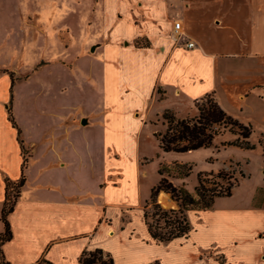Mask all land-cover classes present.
<instances>
[{
  "label": "crops",
  "instance_id": "obj_1",
  "mask_svg": "<svg viewBox=\"0 0 264 264\" xmlns=\"http://www.w3.org/2000/svg\"><path fill=\"white\" fill-rule=\"evenodd\" d=\"M94 8L104 10L103 17L107 15L112 20V31L123 27L127 35L90 41L85 38L73 57L65 61L50 57L51 63L34 77L46 92H53L56 82L50 66L57 76H73L89 65L94 80L86 92L87 104L102 111L105 120L93 123L96 136L87 152L82 126L92 119L81 116L71 120V133L64 135L62 145H52L46 152L48 178L36 182L30 195L35 197L42 190L48 206L31 202L20 219L16 215L28 182L27 169L42 143L29 140L35 146L23 175L17 146L19 129L11 125L7 112L0 107V211L4 180L13 181L21 175L25 178L8 217L12 238L1 247L4 260L7 264H80L83 252L99 249L109 255L112 264H150L153 260L159 264H183L175 257L165 261L160 255L150 256L149 248L165 247L172 242L151 245L143 240H152L143 222V210L151 188L159 181L145 187V200L135 207L120 196L133 172L146 174L153 158L138 154L133 167L117 143L127 142L135 132L130 123L140 129L147 123L155 126V131L151 129L154 137L165 110L179 118L196 116L195 103L207 96L228 116L251 127L249 139L264 138V0H95ZM66 13L67 18L79 17V21L84 17L82 9H69ZM176 21L181 22L183 33L180 45L171 38ZM77 23L85 34L84 21ZM66 28L70 48L74 31L68 24L63 25ZM50 29L45 34L47 38L51 36ZM138 40L145 45H136ZM185 42L194 43V47L186 49L182 46ZM91 43L95 48L87 53ZM77 44L79 41L73 48ZM6 93L2 79L0 100L7 99ZM29 93L32 97L39 94L32 89ZM56 102L52 94L47 117L54 118L55 109L70 113L76 106ZM141 110L146 115L138 118L137 112ZM50 135L55 141L53 127ZM102 143L110 144L105 154L104 177L94 183L96 168L101 165H97V159ZM261 152L259 166L264 172ZM141 159L143 165L139 163ZM236 163L245 177L239 173L231 196L215 198L210 209L187 211L191 231L187 238L173 240L180 246L190 243L196 264H264V179L248 184L251 173L240 162ZM160 164L164 163H158L157 174ZM87 187L91 190L86 197ZM141 206L142 221L138 216ZM31 207L36 212L34 217H30ZM124 212L131 214V227L133 219L140 225L133 238L128 237L126 226L120 227ZM112 242L114 247L108 245Z\"/></svg>",
  "mask_w": 264,
  "mask_h": 264
},
{
  "label": "rangeland",
  "instance_id": "obj_2",
  "mask_svg": "<svg viewBox=\"0 0 264 264\" xmlns=\"http://www.w3.org/2000/svg\"><path fill=\"white\" fill-rule=\"evenodd\" d=\"M93 5H95V0H0V82L2 79L4 80L5 91L7 92V99L5 101L0 100V107L2 110L6 111L7 114L10 113L14 121L16 120L15 124L19 129V133L17 134V146L22 160L21 171L23 175L30 159L33 157V149L35 146V144L29 140L31 139L35 140L37 143H42L39 146V150L37 152L35 151L36 155L30 161L27 169L28 182L27 186L24 188V196L19 202L18 213L16 215L17 219H20L23 214H25L26 210L31 206V202H40L42 206H48V202L43 197L42 190H38L35 197H30V195L36 182L45 181L48 178L47 172L45 171L46 152L52 145L55 148L58 145H62L64 135L71 133L73 124L71 120L81 116L92 119L88 124L82 126L84 127L83 130L86 131V139L83 141L84 150L86 152L90 151V146H93L92 140L94 136H96L93 130V123L96 120H101V122L105 120L102 111L90 108L89 104H87L86 92L88 91L90 82L94 80L93 75L89 71V65L82 68L79 74L73 76H57L56 71L50 66L49 70L54 74L56 82V87L53 92H46L44 87L37 84L34 77L37 71L51 63L50 57H61L64 61L73 57L74 53H78V51L81 50V43L86 42L85 38L90 41L103 39L106 36L122 37L127 35L123 27H119L118 31L114 29L112 31V20L110 21L107 15L105 18L103 17L102 13L104 10H99L97 8L93 10ZM69 9L84 10V17H82L81 21H79V17H77L76 20L74 17L67 18L66 12ZM49 19H52V21L50 22ZM83 21L84 25L82 30L85 34H82L77 23H82ZM67 24L70 25L71 29L74 31L73 46L79 41L80 46L77 44L76 48H73V46L67 48L70 40L68 36L69 29H63V25ZM48 28H51L50 38H47V35L45 36ZM94 48V43H91L86 52L92 53ZM62 56H64V58ZM33 77L34 79L32 80ZM10 80L13 82L12 87L11 82L9 83ZM31 89L39 94L33 97L30 96L29 92ZM52 94L55 96V99L58 100L56 103H74L76 105L75 109L70 113L64 112L61 109H55L56 116L54 118L47 117V113L49 111L51 112L48 104L49 97H51ZM15 106L18 108L14 115ZM137 114H139L138 118H140V115H142V117L146 115L145 111L142 110L141 112L138 111ZM127 121H132V119ZM162 122L163 120L160 117L156 128L159 131H164L166 129V126L162 125ZM129 125L133 127L135 132L130 136L127 142L119 141L117 143L120 149L125 150V156L128 158L127 162L130 164L132 162L133 167H135V157L138 154L142 157L147 156L153 158V161L147 166L146 174H144L143 171L138 173L133 172L130 181L128 180L129 183L124 186L120 198L133 207L141 200H145V187L148 184H154L160 180L156 173V167H158L159 162L190 166L191 172L187 177H177L171 181L174 186H183L191 193H193L194 188L197 186L198 175L204 173L217 174L222 171L225 172L227 176H230V179L212 178L209 183L206 184L209 188H214L216 191H223L228 184L234 186L237 178H239V173L242 174L239 164L236 162H240L244 170L247 173H251L248 184L253 185L261 182L260 180L262 178L264 179V172L261 171L262 168L259 166V159L262 154L261 151H263V146L261 145L264 144V138L256 139L255 137H251V139H248L250 144L255 145V148L252 150H245L236 146H223V143L233 142L237 139L236 134L226 131L222 135L217 136L213 145L209 148L185 153H166L159 149L157 140L151 134L152 131H155V126L147 123L145 127L140 129V127H136V125L132 123ZM51 127H53L54 135H56L55 141H52L50 135ZM151 129L153 130L151 131ZM26 136L29 137V139L26 138ZM109 143H102L100 148L97 165L99 162H101V165L96 168L94 183H98L104 177L105 154L109 149ZM245 159H247L249 163L245 162ZM262 160L264 161V157ZM139 163L143 165V159L139 160ZM224 166H226L225 169H223ZM242 176L245 177L244 174H242ZM18 179L13 181L15 182ZM44 185L45 184H43L42 187H44L43 191L46 193L45 190L47 189ZM96 188H99V186H96ZM244 188L245 187L241 190H245ZM90 190V187H87L86 197L90 193ZM11 193L14 194V192ZM167 194L170 196L169 193ZM162 195L163 194H160V196ZM163 206H161L163 209L168 210ZM141 208L142 206L138 214L140 221H142L140 215L142 211ZM31 212L30 217H34L36 212L33 211L32 207ZM123 214L124 216L121 217L122 224L120 227L125 228L126 226L128 228V237L133 238L136 236V233L139 232L138 227L140 225L138 220L133 219L131 223L133 227H131L128 224L129 221H131V214L126 212ZM143 240L146 244H161L150 239L146 240L143 238ZM108 245L114 247L113 242ZM94 251L95 249L89 252H93L94 256L92 258L95 259V264H111L108 254L103 251H101V253H95ZM148 251L151 257L160 255L165 261H168L171 257H175L183 264L197 263L193 259L194 254L190 243H184L183 246H180L178 243H175V241H172L165 247L149 248ZM129 264L138 263L131 262ZM150 264L159 263L157 260H153Z\"/></svg>",
  "mask_w": 264,
  "mask_h": 264
},
{
  "label": "trees",
  "instance_id": "obj_3",
  "mask_svg": "<svg viewBox=\"0 0 264 264\" xmlns=\"http://www.w3.org/2000/svg\"><path fill=\"white\" fill-rule=\"evenodd\" d=\"M135 44L145 45L142 40H138ZM12 84L11 80V87ZM195 107L197 115L193 117L179 118L170 110H165L162 113V123L166 126V129L164 131H156L153 134L162 152L185 153L209 148L213 145L215 138L226 131L236 134L237 139L233 142L223 143V146H236L245 150L255 148V145L248 142L252 133L251 127L244 126L228 116L219 108L213 98L207 96L200 102H196ZM8 115V121L17 129L12 115L10 113ZM261 146H263L264 156V144ZM190 172L191 167L187 165L177 163L159 165L158 174L160 175V180L157 185L151 188L149 199L146 200L143 210V222L153 241L168 243L176 239L187 238L191 227L187 220L186 212L189 210L203 211L210 209L215 198L231 196L232 189L238 183L236 181L234 186L228 184L223 191H216L214 188L206 186L212 178L230 179V176H227L222 171L217 174H199L197 186L194 188L193 193L187 191L183 186H174L170 181V179L177 177H187ZM240 175L242 176V174ZM24 183L25 178L23 175L15 182L9 179L4 180V198L0 211V221L3 225V231L0 233V264H7L1 247L12 238L8 217L13 212L16 201L20 196V189ZM160 191L169 193L171 198L176 201L178 207L176 209H163L156 201ZM11 192H14V194ZM162 196L164 202L171 205L167 200L168 196ZM94 252L101 253V250L96 249ZM93 256V252L85 251L82 253L79 263L95 264ZM110 262L112 264L111 259Z\"/></svg>",
  "mask_w": 264,
  "mask_h": 264
},
{
  "label": "built area",
  "instance_id": "obj_4",
  "mask_svg": "<svg viewBox=\"0 0 264 264\" xmlns=\"http://www.w3.org/2000/svg\"><path fill=\"white\" fill-rule=\"evenodd\" d=\"M183 33H182V28H181V22L180 21H176L173 24V30L171 33V38L174 42V44H181V37H182ZM182 46L185 47L186 49H192L194 47V43L192 42H185L182 43Z\"/></svg>",
  "mask_w": 264,
  "mask_h": 264
},
{
  "label": "water",
  "instance_id": "obj_5",
  "mask_svg": "<svg viewBox=\"0 0 264 264\" xmlns=\"http://www.w3.org/2000/svg\"><path fill=\"white\" fill-rule=\"evenodd\" d=\"M85 122H82V124H84ZM160 194H167L166 192H164V191H160L159 192V194L157 195V203L159 204V205H161L159 202H158V197H159V195ZM168 195V194H167ZM168 200L173 204L172 206H168V207H165V206H163V205H161V206H163V207H165V208H167V209H176L177 207H178V205H177V203H176V201H174L169 195H168Z\"/></svg>",
  "mask_w": 264,
  "mask_h": 264
},
{
  "label": "bare ground",
  "instance_id": "obj_6",
  "mask_svg": "<svg viewBox=\"0 0 264 264\" xmlns=\"http://www.w3.org/2000/svg\"><path fill=\"white\" fill-rule=\"evenodd\" d=\"M163 195H165V194H163ZM166 195H167V194H166ZM159 197H161L160 200L158 199L159 202H160L162 205H164L165 207H168V206H172V205H173L168 199H167V200H168V202H170L171 205L166 204V203L164 202V200H163V196H160V195H159Z\"/></svg>",
  "mask_w": 264,
  "mask_h": 264
}]
</instances>
